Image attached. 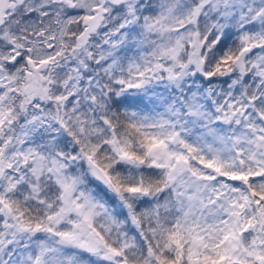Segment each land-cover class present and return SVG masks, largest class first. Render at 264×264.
<instances>
[{
	"label": "snow or ice",
	"instance_id": "1",
	"mask_svg": "<svg viewBox=\"0 0 264 264\" xmlns=\"http://www.w3.org/2000/svg\"><path fill=\"white\" fill-rule=\"evenodd\" d=\"M0 264H264V0H0Z\"/></svg>",
	"mask_w": 264,
	"mask_h": 264
}]
</instances>
